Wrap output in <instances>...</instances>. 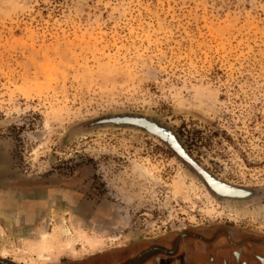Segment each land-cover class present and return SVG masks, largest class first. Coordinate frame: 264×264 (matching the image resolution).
Here are the masks:
<instances>
[{"label":"rangeland","instance_id":"1","mask_svg":"<svg viewBox=\"0 0 264 264\" xmlns=\"http://www.w3.org/2000/svg\"><path fill=\"white\" fill-rule=\"evenodd\" d=\"M168 237L264 256V0H0V262Z\"/></svg>","mask_w":264,"mask_h":264},{"label":"flooded vegetation","instance_id":"2","mask_svg":"<svg viewBox=\"0 0 264 264\" xmlns=\"http://www.w3.org/2000/svg\"><path fill=\"white\" fill-rule=\"evenodd\" d=\"M170 239L171 237L160 238L154 242L142 241L134 243L123 249H116L97 258L74 264H178L177 240L174 238ZM168 243L172 244L169 251L167 250ZM234 255L236 258H240L241 252L234 251ZM0 264L4 263L0 262ZM243 264L251 263L243 262ZM254 264H264V256L258 255V262Z\"/></svg>","mask_w":264,"mask_h":264},{"label":"water","instance_id":"3","mask_svg":"<svg viewBox=\"0 0 264 264\" xmlns=\"http://www.w3.org/2000/svg\"><path fill=\"white\" fill-rule=\"evenodd\" d=\"M152 130H154L155 132H158V134H161L162 136H164L168 140V142L173 144L176 148L178 147L176 142L174 141V139L171 136H169L167 134L163 135V133H160L154 127H152ZM197 169L200 171V173L202 174V176L204 177L206 182L209 184V186L211 188H213L214 190H216V191H218V192H220L221 194H224V195H227V194L232 195V194H237L238 193V191L235 188H232L228 184L220 182L219 180H217L216 178L212 177L207 172H204L200 168H197Z\"/></svg>","mask_w":264,"mask_h":264},{"label":"bare ground","instance_id":"4","mask_svg":"<svg viewBox=\"0 0 264 264\" xmlns=\"http://www.w3.org/2000/svg\"><path fill=\"white\" fill-rule=\"evenodd\" d=\"M134 170H136V173H137V170H139L141 176L147 175V169L144 168V167H142V166H140V165H135V166H134ZM140 175H139V176H140ZM228 208H229L233 213H235L236 215L241 216V215H245V214H246V211H244V209L241 208V207H238V206H235V205H231V204H230V205H228ZM65 227H66V226H65ZM63 231L69 233L67 228H63Z\"/></svg>","mask_w":264,"mask_h":264}]
</instances>
